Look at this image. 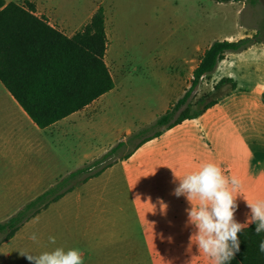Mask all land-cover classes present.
Instances as JSON below:
<instances>
[{
    "label": "rangeland",
    "instance_id": "374dc122",
    "mask_svg": "<svg viewBox=\"0 0 264 264\" xmlns=\"http://www.w3.org/2000/svg\"><path fill=\"white\" fill-rule=\"evenodd\" d=\"M34 1L57 12L63 10L65 15L74 11L83 15L95 3L106 9L109 21L107 64L116 88L76 117L82 127L80 136L67 126L69 135L60 151L72 163L70 171L101 158L121 142L128 146L120 151L118 160L132 152L140 142L132 137L153 125L182 97L191 85L192 59V66H198L200 54L211 43L226 37H232L231 42L249 37L263 41L257 45L264 46V0H244L240 16L237 7L214 0ZM223 78L234 79L239 94L260 93L264 88V49L228 54L227 61L202 80L192 99L193 111L214 101L223 102L234 92L230 85L216 89ZM60 139L56 134L55 142ZM106 182L107 176L92 181L26 224L14 240L0 248V264H30L15 250H45L49 236L56 238L57 246L82 250L85 264H109L105 210L119 202ZM26 205L17 212H0V224ZM33 232L39 245L29 239Z\"/></svg>",
    "mask_w": 264,
    "mask_h": 264
},
{
    "label": "crops",
    "instance_id": "0c3cea01",
    "mask_svg": "<svg viewBox=\"0 0 264 264\" xmlns=\"http://www.w3.org/2000/svg\"><path fill=\"white\" fill-rule=\"evenodd\" d=\"M4 1L7 4L26 3V0ZM32 4L36 6V16L45 18L52 28L69 38L82 31L96 12L103 8L94 3L83 15L77 11L65 15L63 10L57 12L53 7H46L37 1L33 0ZM229 5L237 7L238 16L243 14L241 2ZM104 10L110 42L109 21ZM223 40L233 41L232 37ZM214 43L203 53H198L201 59ZM110 45L106 53V64ZM258 48L264 49V46L255 45L242 52ZM228 54L223 63L227 61ZM193 60L190 63L191 81L198 67L192 66ZM220 65L221 62L216 70ZM189 87L188 84L183 95ZM237 88L236 83V89L225 101H217L214 107L204 111L199 118L187 120L164 132L159 138L143 144L129 158L120 159L103 175L78 186L72 192L76 193L81 187L107 176V189L112 188L119 202L105 210L106 259L109 264H188L193 255H199L195 246L191 253L187 250L192 232L191 228L185 227V209L189 205L185 197L172 195L176 184L173 183L170 168L176 170L178 175H184L198 169L203 163L214 162L227 175H235L241 180L242 194L249 200L264 199V88L256 94H239L235 92ZM177 101L170 104L169 108ZM93 104L41 130L0 80V212H17L61 178L81 169L78 164V169L70 171L72 163L66 161L60 148L66 145L69 135L67 126L74 127L72 132L81 135L82 127L76 117ZM56 134L61 138L58 142H55ZM155 171V175H150ZM161 200L168 205L166 214L161 211ZM237 202L239 208L236 219L244 223L250 209L243 196ZM169 237L172 238L171 242ZM194 264H208V261L204 257H197Z\"/></svg>",
    "mask_w": 264,
    "mask_h": 264
},
{
    "label": "trees",
    "instance_id": "16d2710c",
    "mask_svg": "<svg viewBox=\"0 0 264 264\" xmlns=\"http://www.w3.org/2000/svg\"><path fill=\"white\" fill-rule=\"evenodd\" d=\"M216 1L240 3L244 0ZM36 11V6L27 1L25 4H7L0 0V80L34 123L46 130L84 110L111 93L116 86L105 61L110 42L104 8H100L90 23L72 38L52 28L45 18L36 16ZM262 42L249 37L234 42H215L195 69L191 85L183 97L153 125L132 137L140 142L123 158H129L143 144L187 120L199 118L204 111L214 107L217 101L201 111H193L192 99L202 80L216 71L226 54L246 51ZM226 85L236 89L231 78L222 79L216 89ZM127 146L128 143L121 142L103 157L61 178L15 216L1 223L0 238L3 239L0 247L51 205L112 168L119 161L120 151ZM239 238L240 250L230 264H264V253L259 251L264 233L258 235L253 224L244 229Z\"/></svg>",
    "mask_w": 264,
    "mask_h": 264
},
{
    "label": "clouds",
    "instance_id": "9594fccd",
    "mask_svg": "<svg viewBox=\"0 0 264 264\" xmlns=\"http://www.w3.org/2000/svg\"><path fill=\"white\" fill-rule=\"evenodd\" d=\"M170 168V167H169ZM173 173L176 184L172 195L186 198L189 207L185 209L186 228H191L188 252L193 246L199 255H193L188 264H194L197 257H204L208 264H230L240 250L239 234L255 224V232L264 233V199L249 200L242 194V182L235 175H227L214 162H206L196 170L178 175ZM156 171L150 175H155ZM149 176V175H148ZM147 177V176H146ZM243 196L250 212L244 223L236 219L238 199ZM161 211L166 214L168 205L161 200ZM29 239L39 245L38 235L33 232ZM169 242L172 238L169 237ZM30 264H85L84 253L79 248L56 245L54 236L48 237V247L42 251L31 249L15 250ZM259 251L264 253V240L259 243Z\"/></svg>",
    "mask_w": 264,
    "mask_h": 264
}]
</instances>
